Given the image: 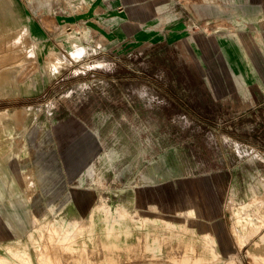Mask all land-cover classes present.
<instances>
[{
    "label": "rangeland",
    "instance_id": "374dc122",
    "mask_svg": "<svg viewBox=\"0 0 264 264\" xmlns=\"http://www.w3.org/2000/svg\"><path fill=\"white\" fill-rule=\"evenodd\" d=\"M0 6L17 30L0 59V156L26 149L33 213L105 205L211 233L218 224L236 264H264L235 233L242 205L264 213V0ZM263 235L264 225L254 240ZM132 254L119 263L136 264Z\"/></svg>",
    "mask_w": 264,
    "mask_h": 264
},
{
    "label": "bare ground",
    "instance_id": "6f19581e",
    "mask_svg": "<svg viewBox=\"0 0 264 264\" xmlns=\"http://www.w3.org/2000/svg\"><path fill=\"white\" fill-rule=\"evenodd\" d=\"M0 13H5L1 6ZM6 17L4 14L6 21L0 22V59L10 52L13 42L8 41L9 35L17 32ZM71 35L68 34L72 40L67 37L68 47L74 44ZM15 49L24 51V44ZM4 64L0 65V86L8 82V67ZM12 132V127L1 131L3 137ZM9 138L4 142L7 145L12 144ZM17 153L8 163L0 156V238L8 236V241H0V264H120L121 256L129 260L132 253L138 258L134 259L136 264L165 260L170 264H236L227 256L229 251L218 224V230L211 233L198 220L191 223L170 217L145 219L127 209L112 211L105 205H96L87 213L86 205L81 206L77 216L66 219L52 215L53 208L46 213H33L25 200L27 183L20 166L27 151L19 148ZM11 205L14 209L7 210ZM251 205L253 202H248L236 211L235 233L242 243L253 240L249 251L254 259L264 261V235L254 240L262 231L264 213L258 215L247 209ZM187 212L197 210L192 206Z\"/></svg>",
    "mask_w": 264,
    "mask_h": 264
}]
</instances>
